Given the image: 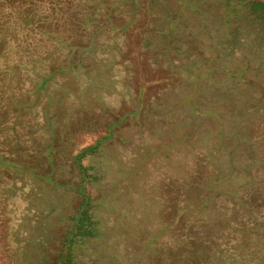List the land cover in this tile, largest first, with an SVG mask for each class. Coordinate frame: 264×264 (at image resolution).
<instances>
[{
  "label": "rangeland",
  "instance_id": "rangeland-1",
  "mask_svg": "<svg viewBox=\"0 0 264 264\" xmlns=\"http://www.w3.org/2000/svg\"><path fill=\"white\" fill-rule=\"evenodd\" d=\"M83 1L104 30L83 70L59 43L55 84L26 102L43 98L45 136H18L43 178L0 174V264H54L76 185L95 227L71 264H264V32L235 0Z\"/></svg>",
  "mask_w": 264,
  "mask_h": 264
},
{
  "label": "trees",
  "instance_id": "trees-1",
  "mask_svg": "<svg viewBox=\"0 0 264 264\" xmlns=\"http://www.w3.org/2000/svg\"><path fill=\"white\" fill-rule=\"evenodd\" d=\"M235 11L240 12V19L246 20L257 32H264V0H235L229 14ZM103 18L109 22L106 13ZM64 21L67 28L60 27ZM93 23L90 4L83 0H0V174L6 172L10 175V164L15 169L33 171L24 160L27 141L18 136H45L39 116L43 98L38 96L37 103L33 107L29 105L31 110L24 108L29 100L34 99V90H42L49 80H54L55 84L57 71L54 66L60 56L59 43L64 45L66 56L81 66L75 55L89 50L95 41L89 43L86 37L93 33L97 37L104 30L102 23ZM129 26L130 21L122 22L118 31L127 32ZM47 63L49 67H46ZM46 108L45 114L50 118ZM37 121L41 124L40 129L35 128ZM92 152L93 147L86 146L71 158L73 169L82 176L83 183L88 180L90 166L82 164V160ZM49 170L52 171V167ZM33 172L34 178L30 179H37L40 175L43 178V173ZM15 173L23 177L22 173ZM45 174L52 186L59 185L47 179ZM73 188L80 200L61 228L60 249L54 252V264H71L75 243L83 238H94L92 197L85 186Z\"/></svg>",
  "mask_w": 264,
  "mask_h": 264
}]
</instances>
